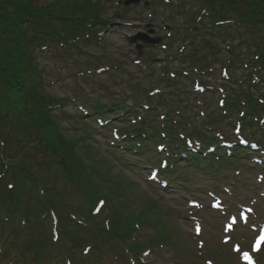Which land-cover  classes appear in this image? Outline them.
Segmentation results:
<instances>
[{"label": "rangeland", "instance_id": "374dc122", "mask_svg": "<svg viewBox=\"0 0 264 264\" xmlns=\"http://www.w3.org/2000/svg\"><path fill=\"white\" fill-rule=\"evenodd\" d=\"M124 1L96 0L101 18L106 21L96 40L77 42V48L60 47L40 54L50 94L64 97L76 91L77 99L87 95L90 100L101 98L108 104L120 101L135 108L142 117L146 116L145 107L149 103L160 105L156 118H150L157 126L161 124L162 113L170 109L168 104L176 102L178 115H186L190 120L188 129L203 131L207 128L203 111L209 117L216 116L223 98L230 95L239 100L238 95L243 91L253 97L264 92V74L255 76L258 87H250L249 68L232 58L227 50L229 38L223 40L202 28L199 22L197 35L189 43L180 42L178 36L183 33L176 31L186 32L193 24L189 13L190 16L196 13L203 0H186L188 15L177 11L176 0L168 4L139 0L128 6ZM141 33L153 39L161 38L160 45L138 49V43H129L128 39ZM195 49L211 64L204 79L205 90L193 87L194 78L188 80L178 72L183 70L182 59ZM150 53L156 55L151 64L146 59ZM240 53L249 56L244 45L240 46ZM149 91H156L152 98L148 96ZM159 99L166 101L164 106ZM81 107L79 102L72 101L56 110L57 122L66 138L78 140V151L104 197L97 193L96 202L78 199L74 186L58 169L56 186L63 195L52 187L45 195L64 214L62 224L72 232V242L63 241L66 245L63 254L57 255L52 264H119L120 261H114V255L122 250L129 264H140L141 260L144 264H246L245 253L254 256L258 264H264V240L259 247L253 245L264 229V175L259 177V167L232 166L225 174L218 173L220 179L206 183L207 187L191 188L181 183L185 177L175 179L174 176L165 188L150 180L154 173L143 160L144 155L122 154L110 143L113 129H133L129 122L116 117L102 133L89 131L91 118L87 122L83 120L84 123L77 117ZM237 114L232 115L233 121L238 118ZM217 122L223 133L234 138L229 119H217ZM244 130L253 138L249 127ZM256 135L254 140L260 138ZM37 142L33 138L29 141L26 146L29 154L35 161L51 163L49 152L45 147H38ZM70 212H74V218L69 217ZM129 225L135 230H131L127 244L111 238V234ZM130 244L137 249V255ZM134 244L139 245L136 248ZM83 246H92L105 256L95 253L97 259L94 255L89 257L92 249L82 254ZM72 250L75 255L71 254ZM80 252L84 262H80ZM61 258L63 263L59 262Z\"/></svg>", "mask_w": 264, "mask_h": 264}, {"label": "trees", "instance_id": "16d2710c", "mask_svg": "<svg viewBox=\"0 0 264 264\" xmlns=\"http://www.w3.org/2000/svg\"><path fill=\"white\" fill-rule=\"evenodd\" d=\"M158 1L168 4L175 0ZM176 1L178 12L188 15L186 0ZM195 12L192 17L189 13L193 24L182 37L178 36L180 41L189 43L197 35L199 22L202 28L223 40L229 38L228 52L249 68L250 87H258L255 76L264 74V0H203L202 7ZM104 24L106 21L101 18L96 0H0V264H52L57 255L63 254L66 246L63 241L72 242V232L62 224L64 214L40 192L45 193L51 187L59 190L58 169L74 186L78 199L96 202L98 198L100 189L78 151V140L66 138L57 122L55 111L72 101L82 106L77 116L80 121L91 118L89 131L102 133L116 117L129 122L133 129L116 130L110 142L112 146L122 154L144 155L143 160L156 167L160 177H185L181 183L191 188L207 187L206 183L220 179L218 173L225 174L232 166L253 167V150L238 141L227 142L230 140L217 119H229L228 126L232 128L235 126L232 115L238 113L236 120H240L243 130L249 127L253 139L258 133L257 140L263 144L264 151V92L253 97L243 91L242 97L238 95L239 100L229 95L216 116L202 115L207 126L203 131L188 129L190 120L186 115H178L176 102L168 104L170 109L164 114V125L157 126L150 118H156L160 105L149 103L146 116L142 117L135 108L120 101L108 104L101 98L90 100L87 95L77 99L76 91L64 97L50 94L40 54L60 47L77 48L76 43L80 41L92 42L99 37ZM243 45L249 53L247 57L240 53ZM146 59L151 64L156 58L149 54ZM182 62L185 73L180 69L179 74L183 73L188 80L200 76L204 83L199 71L208 72L211 64L204 61L197 49L189 52ZM189 65L198 71L191 72ZM158 102L164 106L166 101L159 99ZM32 138L38 141V147L46 148L51 163L35 161L29 154L26 146ZM158 146L161 152L157 151ZM237 171L241 172L239 168ZM52 213L58 219L56 231L51 224ZM132 229L135 230L129 225L111 234V238L125 245ZM130 246L137 255V249ZM73 250L71 254L75 255ZM96 250L93 248L88 256L94 255L97 259ZM100 254L105 256L104 252ZM114 256L115 262L129 264L124 250ZM82 259L80 262H84Z\"/></svg>", "mask_w": 264, "mask_h": 264}, {"label": "water", "instance_id": "95a60500", "mask_svg": "<svg viewBox=\"0 0 264 264\" xmlns=\"http://www.w3.org/2000/svg\"><path fill=\"white\" fill-rule=\"evenodd\" d=\"M138 2L139 0H125L126 5H130L132 3H138ZM138 40H143L145 43H155V44L159 41V40H153L152 38L142 33L129 39L130 43H135Z\"/></svg>", "mask_w": 264, "mask_h": 264}, {"label": "snow or ice", "instance_id": "6c2138e0", "mask_svg": "<svg viewBox=\"0 0 264 264\" xmlns=\"http://www.w3.org/2000/svg\"><path fill=\"white\" fill-rule=\"evenodd\" d=\"M244 255H245V257H247V254L246 253Z\"/></svg>", "mask_w": 264, "mask_h": 264}]
</instances>
